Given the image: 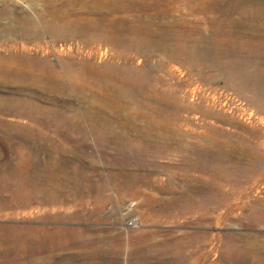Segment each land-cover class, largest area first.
<instances>
[{
	"label": "rangeland",
	"instance_id": "374dc122",
	"mask_svg": "<svg viewBox=\"0 0 264 264\" xmlns=\"http://www.w3.org/2000/svg\"><path fill=\"white\" fill-rule=\"evenodd\" d=\"M35 7L0 0V32ZM106 15L111 39L27 45L76 65L66 89L0 86V264H264V114L232 88L264 50V0H131ZM176 41L187 52L173 60ZM189 65L229 104L222 119L182 98Z\"/></svg>",
	"mask_w": 264,
	"mask_h": 264
},
{
	"label": "bare ground",
	"instance_id": "6f19581e",
	"mask_svg": "<svg viewBox=\"0 0 264 264\" xmlns=\"http://www.w3.org/2000/svg\"><path fill=\"white\" fill-rule=\"evenodd\" d=\"M38 1L41 4V9L35 7L33 18L29 15L23 14L21 16L22 23L18 28L5 27L2 32H0V38L4 39V47L2 52H0V86L5 84L13 88L15 87L14 89L17 87V92L20 94L31 89L64 90L66 89L63 80L65 75H68L70 78L74 77L75 80L80 76L76 65L73 63L66 62V65H63L61 69L58 70L48 57L38 58L30 55V49L27 47L28 44H31L35 39L41 36L52 39L67 38L69 36L79 37L88 42H95L103 38L111 39L117 31L114 27L107 26L106 23L109 18L106 14L119 11L120 9L123 10V8H128L131 4V0ZM82 4L85 5L83 11L75 9ZM73 14L77 15L75 19H72ZM18 36H22L25 39L21 47H19L20 44L12 40V37ZM261 38L262 37H253L252 40L257 41ZM124 41L129 48H140L144 46L142 38L141 41L138 42L132 39L130 35H126ZM260 41H263V39ZM166 43L161 45L163 50L166 48ZM169 50H171V58H173V60H178L187 52L185 48L180 45L179 41ZM216 50L217 55L220 57L221 52L219 51V48H216ZM251 52L256 56V66L251 72L248 69H245L240 75H234L232 88L241 96L243 102H246V104H249L254 108V112L264 114V50L263 52L260 50H251ZM236 53L238 54L237 51ZM186 73L192 74L187 87L182 86L181 84L176 86L182 95V98L191 101L200 99L204 106H200L197 112L200 111L203 117L209 119H222V113H220V111H215V109L217 107L226 108L229 104L228 106H226L227 103H224V106H216L221 104L217 94L208 96L202 94L201 85L197 83V80L193 79L195 76H197L199 80L204 78L201 69L196 71L192 65H189ZM128 82L132 84L133 80L128 79ZM3 100L4 99L0 97V108L5 105ZM4 102H7L6 104L8 107L15 108V106H28L30 103L33 104L34 100L29 97L28 99H21V101L18 102L13 101V99L10 98Z\"/></svg>",
	"mask_w": 264,
	"mask_h": 264
},
{
	"label": "built area",
	"instance_id": "2783aa9c",
	"mask_svg": "<svg viewBox=\"0 0 264 264\" xmlns=\"http://www.w3.org/2000/svg\"><path fill=\"white\" fill-rule=\"evenodd\" d=\"M133 223H135V221H133Z\"/></svg>",
	"mask_w": 264,
	"mask_h": 264
}]
</instances>
